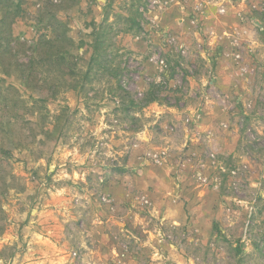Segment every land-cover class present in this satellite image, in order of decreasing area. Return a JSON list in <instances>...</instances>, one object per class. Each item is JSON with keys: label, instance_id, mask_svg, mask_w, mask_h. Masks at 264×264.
Wrapping results in <instances>:
<instances>
[{"label": "rangeland", "instance_id": "374dc122", "mask_svg": "<svg viewBox=\"0 0 264 264\" xmlns=\"http://www.w3.org/2000/svg\"><path fill=\"white\" fill-rule=\"evenodd\" d=\"M20 2L0 12V264H264V0H140L141 30L108 37L129 96L94 79L87 103L37 99L49 62L16 73L63 28L87 59L130 0Z\"/></svg>", "mask_w": 264, "mask_h": 264}, {"label": "trees", "instance_id": "16d2710c", "mask_svg": "<svg viewBox=\"0 0 264 264\" xmlns=\"http://www.w3.org/2000/svg\"><path fill=\"white\" fill-rule=\"evenodd\" d=\"M20 1L21 0H0V12L2 13L1 21L3 23L6 22L9 25L12 19L19 15L21 9ZM139 3L140 0H130L128 7L129 14L125 16L115 14V18L124 20V25L126 26L122 28H116V26L113 25V21L104 24L105 20H102V22L92 24L90 31L91 41L88 43L90 54L87 59H84L75 52V50L81 49L86 44L84 40L80 38L78 42L74 41L66 35V28H63L61 29L62 32H58V36L53 39L47 36H44L42 39H37L32 44V56L27 62L26 72L24 73L25 69H19L20 72L16 73V75L19 77L22 76L21 81L24 85H27L30 79H32V82L34 81L33 79H35L33 75V70L35 69L33 68V64L36 63L35 60H38L37 64L49 62L55 66L57 74L54 77L58 81V89L55 92L51 89L35 90L38 94L37 99L40 101L54 99L57 93L59 97L67 90H71L80 93L81 98L87 103V101L93 99L92 96H88V90L92 87L91 83L94 79L98 82L103 80L108 85V94L111 98L118 97L122 99L124 96L128 97L129 92L124 89L120 82L121 68L116 64H112L111 56L114 50L113 44L108 37L114 29L115 32L125 33L131 31L138 32L141 30L142 25L140 18L142 13L137 6ZM8 18L9 20H7ZM57 41L58 45H56L54 52L49 53L47 49H43L45 46L52 45ZM80 60H83V62L78 64ZM3 73L7 76L12 75L8 70ZM45 79L44 77V81H46ZM155 88L156 85L151 84L147 92L143 94L145 97L144 104L153 102L157 99ZM128 99L131 104H127L125 107L129 110L136 104L135 100H132V98L129 97Z\"/></svg>", "mask_w": 264, "mask_h": 264}]
</instances>
